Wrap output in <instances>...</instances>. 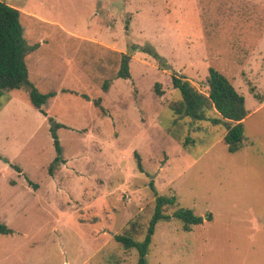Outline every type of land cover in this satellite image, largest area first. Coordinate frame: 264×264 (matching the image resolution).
<instances>
[{
    "label": "rangeland",
    "instance_id": "rangeland-1",
    "mask_svg": "<svg viewBox=\"0 0 264 264\" xmlns=\"http://www.w3.org/2000/svg\"><path fill=\"white\" fill-rule=\"evenodd\" d=\"M1 1L21 8L36 46L30 80L58 94L47 116L23 90L1 97L0 223L13 234L0 235V264H137L115 236L149 223L151 182L177 197L166 213L213 219L191 232L158 223L148 264H264V0ZM122 54L129 80L116 77ZM210 67L246 99L237 153L215 110L196 121L171 108L182 100L172 76L205 93ZM58 125L66 162L50 175Z\"/></svg>",
    "mask_w": 264,
    "mask_h": 264
},
{
    "label": "trees",
    "instance_id": "trees-1",
    "mask_svg": "<svg viewBox=\"0 0 264 264\" xmlns=\"http://www.w3.org/2000/svg\"><path fill=\"white\" fill-rule=\"evenodd\" d=\"M22 14L19 9L0 0V111L3 107L1 97L5 93L23 90L28 94L32 106L47 116L44 106L58 93L55 91L42 93L30 80L26 56L28 49L35 50L36 46L28 47L26 44L21 24ZM145 52L150 54L162 69L168 68L157 53ZM130 60V54H122L120 68L116 75L118 79H131ZM172 83L174 89L179 90L182 95V100L171 105L179 118L190 117L196 121L209 120V113L215 110L220 117L214 121L223 122L227 130L224 142L228 151L237 153L243 149L247 140L245 120L249 115V110L246 107L245 97L237 91L226 75L210 67L206 78L207 91L205 93L197 89L186 77H179L177 74L172 76ZM108 84L106 82L103 85L105 91L108 90ZM157 86L158 84L156 88ZM95 105L99 107V101ZM60 126L52 127L50 130L57 151V156L49 167L50 175H53L55 169L66 162L63 157V146L57 134ZM136 157H138L139 169L143 172L141 159L137 153ZM150 188L155 196V208L149 223L146 226H136L134 223L131 230L115 236L116 242L122 244L124 248L137 250L139 255L137 264H148L147 256L158 223L170 222L173 218L178 219L183 231L191 232L195 226L203 225L205 221L213 219L212 215L204 218L188 208H178L173 214H168L165 209L175 206L177 197L160 195L154 187V182L150 183ZM10 234H13V230L6 224L0 223V235ZM139 236H143V240H138Z\"/></svg>",
    "mask_w": 264,
    "mask_h": 264
},
{
    "label": "crops",
    "instance_id": "crops-1",
    "mask_svg": "<svg viewBox=\"0 0 264 264\" xmlns=\"http://www.w3.org/2000/svg\"><path fill=\"white\" fill-rule=\"evenodd\" d=\"M20 10H21V8H20ZM22 11H23V10H22ZM36 18H38V17H36ZM38 20H39L40 22H48V21H45V20H43V19H39V18H38ZM249 115H250V112H249ZM249 115H248V116H249ZM247 118H248V117H247ZM244 146H245V145H244ZM243 149H244V147H243ZM258 227H260V226H258Z\"/></svg>",
    "mask_w": 264,
    "mask_h": 264
}]
</instances>
